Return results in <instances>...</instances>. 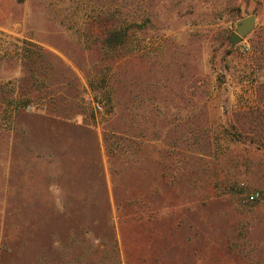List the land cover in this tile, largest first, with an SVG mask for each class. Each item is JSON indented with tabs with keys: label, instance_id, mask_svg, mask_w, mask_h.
<instances>
[{
	"label": "rangeland",
	"instance_id": "374dc122",
	"mask_svg": "<svg viewBox=\"0 0 264 264\" xmlns=\"http://www.w3.org/2000/svg\"><path fill=\"white\" fill-rule=\"evenodd\" d=\"M0 264H264V0H0Z\"/></svg>",
	"mask_w": 264,
	"mask_h": 264
},
{
	"label": "water",
	"instance_id": "95a60500",
	"mask_svg": "<svg viewBox=\"0 0 264 264\" xmlns=\"http://www.w3.org/2000/svg\"><path fill=\"white\" fill-rule=\"evenodd\" d=\"M256 16L251 15L237 23L236 30L230 36L229 42L232 46L241 43L243 39L252 32L255 27Z\"/></svg>",
	"mask_w": 264,
	"mask_h": 264
},
{
	"label": "built area",
	"instance_id": "2783aa9c",
	"mask_svg": "<svg viewBox=\"0 0 264 264\" xmlns=\"http://www.w3.org/2000/svg\"><path fill=\"white\" fill-rule=\"evenodd\" d=\"M97 109L101 110V106L100 105H97ZM259 197V194L258 193H255V194H251L249 197H248V200L250 202H254L257 200V198Z\"/></svg>",
	"mask_w": 264,
	"mask_h": 264
}]
</instances>
